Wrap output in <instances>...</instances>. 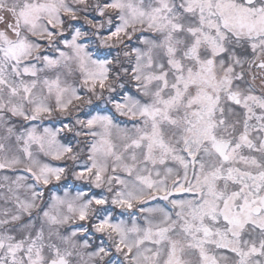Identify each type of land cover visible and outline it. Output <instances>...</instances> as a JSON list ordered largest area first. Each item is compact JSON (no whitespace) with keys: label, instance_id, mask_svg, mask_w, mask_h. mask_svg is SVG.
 Instances as JSON below:
<instances>
[{"label":"snow or ice","instance_id":"6c2138e0","mask_svg":"<svg viewBox=\"0 0 264 264\" xmlns=\"http://www.w3.org/2000/svg\"><path fill=\"white\" fill-rule=\"evenodd\" d=\"M0 264H264V0H0Z\"/></svg>","mask_w":264,"mask_h":264}]
</instances>
